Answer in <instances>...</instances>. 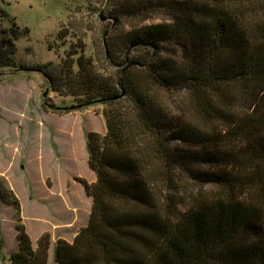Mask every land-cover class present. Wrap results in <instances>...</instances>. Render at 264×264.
Wrapping results in <instances>:
<instances>
[{
    "label": "trees",
    "instance_id": "1",
    "mask_svg": "<svg viewBox=\"0 0 264 264\" xmlns=\"http://www.w3.org/2000/svg\"><path fill=\"white\" fill-rule=\"evenodd\" d=\"M119 4L172 21L93 40L99 55L77 38L60 64L36 68L51 92L76 101L43 99L46 111L107 107L106 133L87 134L97 181L79 179L93 198L90 221L73 243L57 242L56 262L264 264V0ZM0 199L16 212L10 264H48L51 235L34 247L2 179Z\"/></svg>",
    "mask_w": 264,
    "mask_h": 264
},
{
    "label": "crops",
    "instance_id": "2",
    "mask_svg": "<svg viewBox=\"0 0 264 264\" xmlns=\"http://www.w3.org/2000/svg\"><path fill=\"white\" fill-rule=\"evenodd\" d=\"M0 70V84L4 85L0 86V94L5 89L14 91L13 98H0V179L20 200L22 224L34 247L43 234L51 235L48 264H58L55 260L57 242L65 240L73 243L80 231L89 224L93 198L79 179L90 184L97 181L96 173L89 166L87 134H105L106 121L102 113L97 114L90 109L64 114L45 110L48 114L56 115L58 120L66 122L69 119L70 134L75 136L81 133L82 147L79 151H68L62 144L64 132L47 128L40 118L36 120L29 116L17 102L16 93L29 86L25 79L16 78L6 81L9 85H5V80L11 79L15 71ZM79 155L88 165L85 172L73 167ZM10 206L13 207L0 199L1 264L8 260V256L7 264H10L11 254L19 250L14 207L10 221L6 222L3 216V211ZM5 223L14 229L9 249L4 236Z\"/></svg>",
    "mask_w": 264,
    "mask_h": 264
},
{
    "label": "rangeland",
    "instance_id": "3",
    "mask_svg": "<svg viewBox=\"0 0 264 264\" xmlns=\"http://www.w3.org/2000/svg\"><path fill=\"white\" fill-rule=\"evenodd\" d=\"M119 2L120 0H0V55L9 57L8 59L12 62L11 66H0V68L5 71L9 69L15 71L11 79L5 80L4 83L9 85L6 81L16 78L25 79V83L29 86L16 93V100L22 110L36 120L40 118L47 128L64 132L65 135L61 136L62 144L71 152L79 151L82 147L80 145L81 133L78 132L75 136L70 134L69 119L64 122L58 120L56 115L48 114L43 109V99H49L59 107L74 105L76 101L72 97H62L51 92L44 75L36 71V68L44 67L49 63L60 64L69 45L77 42V38L85 40L88 55H99L100 49L93 46V40L96 41L110 35L116 37L122 31L131 30L139 24L172 21V18L164 12H152L149 19H145L144 14L131 16L127 10H121ZM64 28L65 30L69 28L70 34L66 44H63L60 39V33ZM0 86L4 85L0 84ZM45 93L46 98H44ZM13 97L14 91L12 90L5 89L0 94L2 100ZM183 100L181 96L174 93V114L185 119ZM106 108L105 105L98 104L86 109L103 114ZM73 167L85 172L88 165L79 155L75 158ZM187 180L185 184L190 182ZM12 212L13 207L11 206L3 211L6 222L12 219ZM12 230L14 229L9 223L4 224L7 249L10 247ZM4 263H9V256Z\"/></svg>",
    "mask_w": 264,
    "mask_h": 264
},
{
    "label": "water",
    "instance_id": "4",
    "mask_svg": "<svg viewBox=\"0 0 264 264\" xmlns=\"http://www.w3.org/2000/svg\"><path fill=\"white\" fill-rule=\"evenodd\" d=\"M44 96H46V93L44 94Z\"/></svg>",
    "mask_w": 264,
    "mask_h": 264
}]
</instances>
